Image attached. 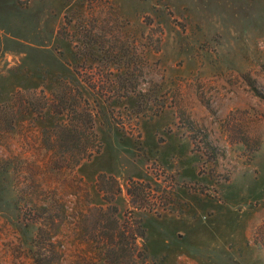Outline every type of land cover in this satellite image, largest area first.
Here are the masks:
<instances>
[{"label": "rangeland", "instance_id": "rangeland-1", "mask_svg": "<svg viewBox=\"0 0 264 264\" xmlns=\"http://www.w3.org/2000/svg\"><path fill=\"white\" fill-rule=\"evenodd\" d=\"M52 244L264 264V0H0V264Z\"/></svg>", "mask_w": 264, "mask_h": 264}, {"label": "trees", "instance_id": "trees-1", "mask_svg": "<svg viewBox=\"0 0 264 264\" xmlns=\"http://www.w3.org/2000/svg\"><path fill=\"white\" fill-rule=\"evenodd\" d=\"M66 98H67L66 94L63 95L61 102H63V100H65ZM84 112H85V115H83L81 112L77 111L76 114L78 116H75V119H73L74 120L73 122H72V120H70L67 124H63V125L59 126L60 133L75 132V131L79 130V127L81 128L84 123L90 124V128H93V126H92V124H93L92 111H84ZM76 122H78V123H76ZM78 141L81 142V139H79ZM95 151H97V149L94 150L93 152H90V153H87V151H86V152L80 154V156L75 160L74 165L79 164L85 158H89L90 156H92V154ZM65 159H67V157H65ZM63 166L64 165L61 164V167H63ZM116 190L119 191V187ZM115 228H119L117 226V224H116ZM140 232L141 233H139V235L141 237H145V229H143ZM113 239H114V236H113ZM48 251H49L48 254L42 255L43 256L42 259H37V264H51L50 259L52 258V256L54 257V254H55V247L53 246V244L50 246V249Z\"/></svg>", "mask_w": 264, "mask_h": 264}]
</instances>
